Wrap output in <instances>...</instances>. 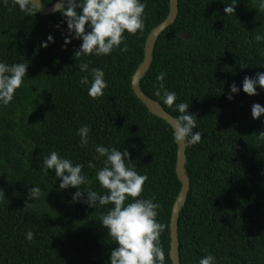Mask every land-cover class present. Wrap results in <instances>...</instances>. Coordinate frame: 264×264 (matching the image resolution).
<instances>
[{"label": "trees", "instance_id": "16d2710c", "mask_svg": "<svg viewBox=\"0 0 264 264\" xmlns=\"http://www.w3.org/2000/svg\"><path fill=\"white\" fill-rule=\"evenodd\" d=\"M227 4L233 0H179L178 17L159 36L140 81V90L174 117L178 113L154 94L156 76L165 73L176 103H188L197 118L193 132H202L201 142L185 151L190 188L178 219L180 264H198L207 254L217 264H264V113L251 116L253 104L264 105V89L251 97L242 90L245 76L264 72V42L254 39L264 33V11L255 0H235V14L226 16ZM168 11L169 0H146L144 31L125 33L127 53L77 57L82 41L64 45L67 24L60 13L29 16L13 0H0V61L29 65L13 102L0 106V264H107L115 245L99 222L106 209L74 202L76 189L58 190L55 172L42 171L44 156L58 151L83 163L92 189L101 192L87 167L93 144L126 149L138 173L148 176L142 195L161 205V245L171 264L169 223L181 187L177 144L171 127L131 89L145 40ZM49 35L54 43L45 48ZM84 62L105 72L109 87L98 100L80 83L89 75L80 71ZM233 83L240 91L229 101ZM85 124L92 131L89 146L81 148L76 130ZM34 186L41 189L35 202L28 199ZM27 231L34 233L31 242Z\"/></svg>", "mask_w": 264, "mask_h": 264}, {"label": "clouds", "instance_id": "9594fccd", "mask_svg": "<svg viewBox=\"0 0 264 264\" xmlns=\"http://www.w3.org/2000/svg\"><path fill=\"white\" fill-rule=\"evenodd\" d=\"M7 3V0H4ZM259 10L264 11V0H255ZM235 0L224 8L226 16L235 14ZM18 6L29 16L36 15L38 8L33 0H13V7ZM146 0H66L58 3L55 11L60 13L67 24V35L64 45L67 46L73 39L82 41L75 56H110L114 51L127 53L129 51L126 36L142 33L145 28ZM79 10V11H78ZM59 27V25H57ZM254 39L257 43L264 42V33H256ZM54 43L49 35L43 47ZM123 45V47H121ZM28 64L0 61V106H8L13 102L17 90L25 82ZM81 72H86L80 83L87 88V95L92 100L104 96L109 87L102 68H89L87 62L79 65ZM153 85L154 94L162 103L173 108L178 115L172 117L170 124L173 143L185 147L201 142L202 132L196 131L197 118L188 112L190 105L186 102L176 103L177 94L169 91L165 84V73L156 76ZM257 88L264 89V72H257L255 77L245 76L242 90L248 96L258 95ZM240 88L235 83L230 86L228 100L233 99L232 94H238ZM264 105L255 103L251 109L253 119L261 118ZM91 127L87 124L76 130L79 137V146H89ZM264 138V131L259 133ZM95 155L87 161V167L95 170L94 180L100 186L101 192L92 189L93 180L83 174L85 165L74 163L71 159L62 156L58 151H51L44 156L42 171L49 175L50 170L55 172L59 179L58 190L76 189L73 201L88 205L91 208H105L106 211L99 217V222L106 229L110 241L115 245L110 253L107 264H166L165 252L161 245V235L165 229L159 220L161 205L155 197H145L144 185L148 176L140 174L136 165L130 160L129 152L113 146L93 144ZM94 161H100L97 167ZM0 190V193H3ZM41 189L38 186L31 188L28 199H39ZM86 196V198H85ZM27 205V202H26ZM33 206V203L26 207ZM27 241L34 238L32 231L25 233ZM198 264H217V258L207 254L198 260Z\"/></svg>", "mask_w": 264, "mask_h": 264}, {"label": "water", "instance_id": "95a60500", "mask_svg": "<svg viewBox=\"0 0 264 264\" xmlns=\"http://www.w3.org/2000/svg\"><path fill=\"white\" fill-rule=\"evenodd\" d=\"M34 4L40 8V13L48 15L55 13V8L58 3L66 2V0H57L51 6H44L42 0H33ZM179 0H169V11L166 18L158 24L155 28L151 30L148 34L144 49H143V59L139 64L135 72L131 77V89L135 97L145 106L148 112L154 117L166 122L169 126L172 123V115L166 112L158 101L152 100L147 95H145L140 90V81L144 78L146 73L151 67L153 53L155 44L159 36L174 22L178 17L179 11ZM180 36L185 40L189 39L187 33H181ZM171 127V126H170ZM186 147L183 143L177 145L176 154V165L175 171L177 178L181 184L180 191L173 203L171 209L169 230H170V249H169V259L171 264H180L179 256V239H178V219L182 208L185 206L187 195L189 193L190 181L186 174L185 164H186Z\"/></svg>", "mask_w": 264, "mask_h": 264}]
</instances>
